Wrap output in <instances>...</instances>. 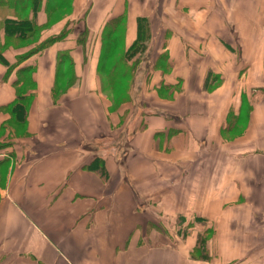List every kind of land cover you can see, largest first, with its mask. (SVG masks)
Wrapping results in <instances>:
<instances>
[{
	"label": "crops",
	"instance_id": "obj_1",
	"mask_svg": "<svg viewBox=\"0 0 264 264\" xmlns=\"http://www.w3.org/2000/svg\"><path fill=\"white\" fill-rule=\"evenodd\" d=\"M28 1L40 32L0 29V264H264V0Z\"/></svg>",
	"mask_w": 264,
	"mask_h": 264
},
{
	"label": "trees",
	"instance_id": "obj_2",
	"mask_svg": "<svg viewBox=\"0 0 264 264\" xmlns=\"http://www.w3.org/2000/svg\"><path fill=\"white\" fill-rule=\"evenodd\" d=\"M10 1H12L11 2L12 7L9 8L11 11L14 10L13 7L15 8L17 4H20L21 7L22 6L27 7V5H29L28 0H10ZM1 2L4 3V0H1ZM40 2L41 0L32 1L34 16H36L37 14V10ZM9 14L10 13L4 14L3 18L1 19L2 24L0 25V29H2L5 32L6 37L8 38L13 37V39L21 41L37 33L39 26L36 24L34 17L21 18L20 16H17L15 18L14 16H9ZM11 14L16 15V12L13 11ZM138 21H139L138 38L135 41V43L127 50L126 52L127 57H130L138 52L144 53L148 47V39L151 36V28H150L149 20L147 17H139ZM0 60L5 63H8L7 59L2 54L1 46H0ZM25 99L26 96L23 94V91H21L19 93V98L17 99V101H15L11 105V111L13 114L14 121L16 123L22 124L26 120L27 103Z\"/></svg>",
	"mask_w": 264,
	"mask_h": 264
},
{
	"label": "rangeland",
	"instance_id": "obj_3",
	"mask_svg": "<svg viewBox=\"0 0 264 264\" xmlns=\"http://www.w3.org/2000/svg\"><path fill=\"white\" fill-rule=\"evenodd\" d=\"M49 1H53V0H49ZM8 2H10V3H8ZM11 2L12 1H7V0H4V3H2L1 2V0H0V25L2 24V21H1V19L3 18V16H4V14L5 13H10L11 11H10V9L9 8H11L12 6V4H11ZM32 2V1H31ZM50 4V3H49ZM14 8V7H13ZM15 10H16V8H15ZM16 12L18 13V14H20V17L21 18H25V17H27V15H25V13H24V11H20V10H16ZM70 11L68 10V9H66V8H64L63 7V10H58L56 13L58 14L59 13V15L58 16H65L66 14H68ZM116 28L115 27H109V28H107L106 29V31H105V36H109V35H111V34H113V31L115 30ZM39 31H37V32H40V28L38 29ZM123 28L122 27H119V29L117 30V34H118V39H117V43L115 44H110L111 42L110 41H108V43L106 44V47H107V49H108V47H109V49H111V51H115L116 50V52L118 53V52H123L122 50H123V48L121 47V40H120V38H123ZM8 38V37H7ZM8 42L9 43H13V44H16V45H19V43L20 42H18V40H16V39H13V37H9L8 39ZM122 48V49H121ZM119 62H121V61H119ZM122 66V65H121ZM120 65H119V67H121ZM125 70V69H124ZM126 71V70H125ZM130 82V79L128 78V83ZM120 83L122 84V90H121V92H120V94L119 95H122L121 97H125L126 96V94L127 93H129V84H126V79L124 78V79H122L121 81H120ZM128 89V90H127Z\"/></svg>",
	"mask_w": 264,
	"mask_h": 264
}]
</instances>
